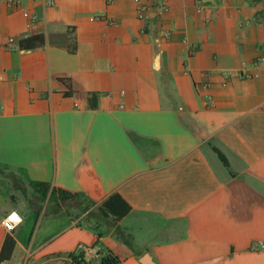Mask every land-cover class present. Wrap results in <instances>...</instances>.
I'll list each match as a JSON object with an SVG mask.
<instances>
[{
    "label": "crops",
    "instance_id": "1",
    "mask_svg": "<svg viewBox=\"0 0 264 264\" xmlns=\"http://www.w3.org/2000/svg\"><path fill=\"white\" fill-rule=\"evenodd\" d=\"M260 54L264 0H0V219L23 217L0 264L78 244L91 264H264ZM111 192L119 218L96 209Z\"/></svg>",
    "mask_w": 264,
    "mask_h": 264
},
{
    "label": "trees",
    "instance_id": "2",
    "mask_svg": "<svg viewBox=\"0 0 264 264\" xmlns=\"http://www.w3.org/2000/svg\"><path fill=\"white\" fill-rule=\"evenodd\" d=\"M213 150L216 152L218 158L221 160V162L224 165H227V160L224 154L215 146H212ZM30 184L33 187H41L40 194L44 195L47 189L46 183L42 181L37 180H30ZM51 191L53 192V189L49 191L48 196L50 195ZM58 196L63 199L67 196L74 195L73 192H69L64 189H56ZM130 206L127 204V202L117 193V192H111L109 193L105 198H103L96 206V209L101 212L102 214H111L113 218H119L123 214H125L129 210ZM7 240V239H6ZM7 255V254H5ZM77 254H74L73 251H68L65 253V256L70 258L71 261H75L76 263H80L75 258ZM119 262V257L116 253L105 250L102 252L96 259V261L93 264H117ZM84 264V262H82Z\"/></svg>",
    "mask_w": 264,
    "mask_h": 264
},
{
    "label": "built area",
    "instance_id": "3",
    "mask_svg": "<svg viewBox=\"0 0 264 264\" xmlns=\"http://www.w3.org/2000/svg\"><path fill=\"white\" fill-rule=\"evenodd\" d=\"M3 1L8 6H16V5H19V2H20V0H3ZM44 2H46L48 4H51L52 0H44ZM157 7L164 8L163 5L162 6L160 5V6H157ZM20 10H21V13L24 16H26V18H27V21H26L27 25L30 24L33 20L36 19L35 16L34 15H30L26 9L21 8ZM149 12H150V5L149 4L144 3V2H140V3L137 4V6H136V15L139 18L147 19L149 17ZM161 33H162V35L164 37H166V36H168L169 31L166 30V29H163L161 31ZM255 61L257 63H264V54H262V55L260 54V55L256 56ZM13 212H16V211L15 210H9L8 212H6L2 216V218L0 219V222H3L6 219H8V217ZM8 223L15 224V221L8 220ZM3 228H5V227H3ZM255 246L258 247V248L264 247V241L259 240V241L255 242ZM73 252H74V254H77L75 256V258L80 263L87 261L90 257L97 256V249L94 246L89 245V244H84V245L83 244H78L76 246L75 250H73ZM73 262H75V261H73Z\"/></svg>",
    "mask_w": 264,
    "mask_h": 264
},
{
    "label": "rangeland",
    "instance_id": "4",
    "mask_svg": "<svg viewBox=\"0 0 264 264\" xmlns=\"http://www.w3.org/2000/svg\"><path fill=\"white\" fill-rule=\"evenodd\" d=\"M48 207L45 209V213L42 215V220L45 219L48 215ZM40 217V215H39ZM22 264H82L76 263L71 261L67 256L64 254H57V255H48V256H38L30 261L25 260ZM84 264H91V261L88 259L84 262Z\"/></svg>",
    "mask_w": 264,
    "mask_h": 264
},
{
    "label": "clouds",
    "instance_id": "5",
    "mask_svg": "<svg viewBox=\"0 0 264 264\" xmlns=\"http://www.w3.org/2000/svg\"><path fill=\"white\" fill-rule=\"evenodd\" d=\"M12 217H16L15 224L8 223V220H12ZM23 222V217L19 215L17 212H13L8 219L3 222H0V226L5 227L9 232L14 231V229Z\"/></svg>",
    "mask_w": 264,
    "mask_h": 264
},
{
    "label": "water",
    "instance_id": "6",
    "mask_svg": "<svg viewBox=\"0 0 264 264\" xmlns=\"http://www.w3.org/2000/svg\"><path fill=\"white\" fill-rule=\"evenodd\" d=\"M139 261L142 264H154L152 260L150 259V257L148 256V254L146 253H143L142 255L139 256Z\"/></svg>",
    "mask_w": 264,
    "mask_h": 264
},
{
    "label": "snow or ice",
    "instance_id": "7",
    "mask_svg": "<svg viewBox=\"0 0 264 264\" xmlns=\"http://www.w3.org/2000/svg\"><path fill=\"white\" fill-rule=\"evenodd\" d=\"M11 219H12L13 221H15V220H16V217H12Z\"/></svg>",
    "mask_w": 264,
    "mask_h": 264
}]
</instances>
